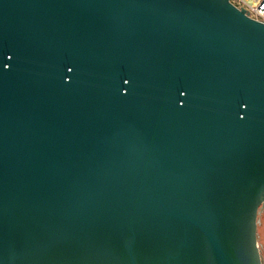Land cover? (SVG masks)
Returning a JSON list of instances; mask_svg holds the SVG:
<instances>
[{
    "label": "water",
    "instance_id": "95a60500",
    "mask_svg": "<svg viewBox=\"0 0 264 264\" xmlns=\"http://www.w3.org/2000/svg\"><path fill=\"white\" fill-rule=\"evenodd\" d=\"M264 22L231 0H0V264H264Z\"/></svg>",
    "mask_w": 264,
    "mask_h": 264
},
{
    "label": "built area",
    "instance_id": "2783aa9c",
    "mask_svg": "<svg viewBox=\"0 0 264 264\" xmlns=\"http://www.w3.org/2000/svg\"><path fill=\"white\" fill-rule=\"evenodd\" d=\"M238 8H244L248 15L260 22H264V0H231Z\"/></svg>",
    "mask_w": 264,
    "mask_h": 264
},
{
    "label": "rangeland",
    "instance_id": "374dc122",
    "mask_svg": "<svg viewBox=\"0 0 264 264\" xmlns=\"http://www.w3.org/2000/svg\"><path fill=\"white\" fill-rule=\"evenodd\" d=\"M259 226H258V241L261 248V254L264 259V207H261V212L258 216Z\"/></svg>",
    "mask_w": 264,
    "mask_h": 264
}]
</instances>
